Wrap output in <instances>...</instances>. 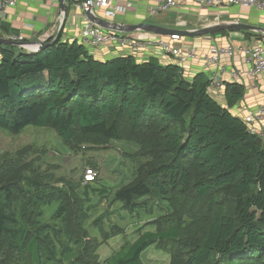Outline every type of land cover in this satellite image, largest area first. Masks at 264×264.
Returning <instances> with one entry per match:
<instances>
[{
	"label": "trees",
	"instance_id": "obj_1",
	"mask_svg": "<svg viewBox=\"0 0 264 264\" xmlns=\"http://www.w3.org/2000/svg\"><path fill=\"white\" fill-rule=\"evenodd\" d=\"M208 86L206 74L189 78L174 63L132 56L99 61L76 41L59 39L34 53L0 46V130L49 128L65 144L98 145L123 140L128 131L148 154L158 142L156 161L114 200L133 213L146 209L141 200L173 205L175 198L189 221L169 219L165 229L143 232L102 264H143L147 249L165 244L177 246L184 264H264V143L229 112L244 87L224 84L223 105ZM148 134L152 146L144 144ZM19 180L27 187L19 218L10 210L11 191L0 187V240L20 257L54 261L61 231L39 219L56 198L33 179ZM226 193L233 196L230 212L221 206Z\"/></svg>",
	"mask_w": 264,
	"mask_h": 264
},
{
	"label": "rangeland",
	"instance_id": "obj_2",
	"mask_svg": "<svg viewBox=\"0 0 264 264\" xmlns=\"http://www.w3.org/2000/svg\"><path fill=\"white\" fill-rule=\"evenodd\" d=\"M17 51L26 52L18 47ZM124 136L102 145L83 140L65 144L49 128L28 127L17 135L0 130V187L5 185L11 191L10 210L19 218L23 202L20 192L27 191L19 179H33L44 190H52L56 198L42 208L40 223L61 231L54 261L41 259L36 263L29 254L20 257L0 240V264H102L143 232L165 229L169 219L180 216V209L186 210L182 200L174 198L171 205L163 199L147 198L141 200L146 209L129 213L114 200V193L138 181L160 151L158 142L150 154L140 150L142 139L137 133L124 131ZM145 139L144 144L151 146L149 141L155 140L150 134ZM89 169L96 177L86 185L84 174ZM57 189L61 194L55 192ZM224 195L221 206L230 212L233 196ZM59 206L63 211L57 216ZM84 214L86 219H82ZM188 219L181 217L182 221ZM179 254L175 244L153 246L143 253L142 262L184 264Z\"/></svg>",
	"mask_w": 264,
	"mask_h": 264
},
{
	"label": "crops",
	"instance_id": "obj_3",
	"mask_svg": "<svg viewBox=\"0 0 264 264\" xmlns=\"http://www.w3.org/2000/svg\"><path fill=\"white\" fill-rule=\"evenodd\" d=\"M117 1L120 2V0ZM121 1L123 2L120 3L132 2L133 8L126 14L118 16L116 23L120 25L133 26L145 23L176 31H194L209 25L212 26L214 23L233 22L264 27V12L252 8L225 6L218 9H209L198 7L193 2H186L167 13L151 17L147 13V7L156 3L157 0ZM66 9L67 18L60 39L63 42L70 43L71 38L77 36L83 20L82 13L75 7L66 6ZM48 12L49 8L47 6L33 1L20 0L15 8L8 10L4 17H0V35L22 36L25 43H35L40 37L54 31L59 25V17L62 13L60 4L49 15ZM244 33L242 31H226L225 35L180 36V40L176 45L183 50L195 48L199 57L196 61L188 64L187 76L192 78L195 74L204 72L201 57L207 54L214 45L216 47L234 45L238 49L239 46L249 45L256 40L264 42V35L248 32L249 36H247ZM82 44L88 53L99 61L131 56L128 49L107 48L100 50L89 44ZM25 51L29 52L30 50L26 49ZM135 58L139 62H146L152 58L156 59L161 65L173 64V60L158 49ZM248 68H250V64L246 63L242 53L238 51L234 56L229 57L223 71H216L215 68L210 70L211 74H215L222 84L237 83L244 87L243 98L229 108V112L240 119L264 99V76H253L245 73ZM233 74H236V76ZM217 100L225 105L224 98Z\"/></svg>",
	"mask_w": 264,
	"mask_h": 264
},
{
	"label": "built area",
	"instance_id": "obj_4",
	"mask_svg": "<svg viewBox=\"0 0 264 264\" xmlns=\"http://www.w3.org/2000/svg\"><path fill=\"white\" fill-rule=\"evenodd\" d=\"M20 0H0V17H4L5 13L15 8ZM37 2L49 8L48 15L55 7H58L61 1L66 6L75 7L82 13V24L77 36L71 38V42L86 43L90 46L104 50L107 48L128 49L132 57H138L158 49L163 54L168 55L173 63L182 69L187 75V66L189 63L199 59L195 48L183 50L176 43L180 40V36L173 34L170 36H158L142 31L119 32L112 29L103 28L93 21L87 15L90 10L97 17L104 19L110 23H116L119 15L126 14L133 8V3L126 1L120 3L117 0H26ZM186 2H193L201 8L218 9L225 6H235L240 8H252L259 12H264V0H157L156 3L147 7V13L151 17H155L169 12ZM63 13L59 17V25L54 31H50L40 37L36 42H48L53 39L61 24ZM183 24V23H182ZM214 23L213 25H217ZM126 26V25H124ZM211 26V25H209ZM0 38L9 42L23 43L21 48L30 50L29 52H37V45L25 44L22 36L0 35ZM240 47V46H239ZM238 49L234 45L216 47L215 45L209 49V52L201 57L203 69L208 79V93L215 99L224 97L225 87L210 70L215 68L216 71H223L224 65L232 56L240 51L250 68L246 69L247 74L253 76H264V42L256 40L249 45L241 46ZM207 72V73H206ZM210 72V73H209ZM209 73V74H208ZM211 74V75H210ZM236 76V74H233ZM246 131L264 141V99L251 111H248L241 117ZM96 174L92 169L86 170L84 174V184H91L95 180Z\"/></svg>",
	"mask_w": 264,
	"mask_h": 264
},
{
	"label": "water",
	"instance_id": "obj_5",
	"mask_svg": "<svg viewBox=\"0 0 264 264\" xmlns=\"http://www.w3.org/2000/svg\"><path fill=\"white\" fill-rule=\"evenodd\" d=\"M88 0H85L87 2ZM60 9L63 13L62 21L59 26V29L57 31L56 36L51 39V42H35V43H25V44H30V45H37L40 49H43L44 47L48 45H53L55 44L60 38L61 34L64 29L65 21L67 18V9L66 5L64 4L63 1L60 2ZM88 17L90 18L91 21L96 23L97 25L106 28V29H112L116 30L119 32H134V31H142L146 33H151L154 35L158 36H170L173 34H177L182 37H199V36H206V35H212L216 34L219 32H228V31H242V32H252L256 34H261L264 35V27H258V26H252V25H247L243 23H221L217 25H212L208 27H204L201 29H197L194 31H176V30H171V29H166V28H161L156 25H150V24H145V23H140L136 24L133 26H124L120 25L117 23H110L104 19H101L97 17L95 14H93L90 10L87 12ZM23 43L19 42H9L5 39L0 38V46H11V47H20L22 46ZM37 50V51H38Z\"/></svg>",
	"mask_w": 264,
	"mask_h": 264
}]
</instances>
